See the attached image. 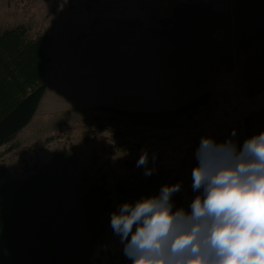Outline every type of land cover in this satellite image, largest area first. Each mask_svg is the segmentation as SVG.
Masks as SVG:
<instances>
[{
  "label": "rangeland",
  "instance_id": "1",
  "mask_svg": "<svg viewBox=\"0 0 264 264\" xmlns=\"http://www.w3.org/2000/svg\"><path fill=\"white\" fill-rule=\"evenodd\" d=\"M9 1L15 4L14 0ZM45 1V5L43 0L38 1L44 6L38 4L22 13L15 10L18 9L16 4L8 10L7 0H0V28L25 25L31 30L30 37L46 35L51 39L49 51L55 57L46 98L15 139L0 147V166L7 167L12 177L23 176L26 159L32 163L35 160L47 162L55 151L65 150L74 153L82 167L112 187L118 180L129 179L132 173L142 169L136 163L146 149L149 157L156 154V165L166 168L183 166L182 187L173 199L176 206H187L196 194L191 188V174L197 163L195 151L202 135L211 134L217 140H224L236 129V139L242 144L246 137L264 130V108L248 116L245 114L251 103L247 97L239 94L242 92L239 72H234L232 75L237 82H232L228 91L212 84L201 87L217 92L197 115L184 113L174 120L169 129L136 131L140 127L136 119L119 116L102 107L162 111L177 109L188 103L185 100H197L202 96L194 95L198 88L190 87L184 93L186 89L181 87L183 81L166 79L165 75L162 77L166 72H159L160 69L171 67L172 70L167 71L175 78L177 65L167 61L171 53L166 51L168 43L160 35L161 31H153L154 38L146 39L149 36L146 25L152 23L151 20L157 23L156 29H166L168 24L164 17L168 8L156 6L159 0H150L153 1L151 6L142 5L146 0H82L85 5H80L78 0L66 1L72 7ZM221 1V11L214 6L192 8L203 47L195 42L198 40L187 42L184 38L185 32L192 29L190 23L176 21L168 30L171 42L176 37L182 42L186 41L179 50L198 51L194 57L197 65H183L186 75L193 66H201L204 60L210 67L219 60V56L203 51L226 56L231 49L233 36L227 25L233 18L232 8L228 6V0ZM47 15L49 18L45 22ZM62 15L74 18L91 16V19L73 23L67 19L61 20ZM134 16L139 17L141 25L139 45L134 43L137 30L131 26L138 19ZM122 22H125L126 30ZM52 23L55 25L51 27ZM99 25L105 26V30H113V34L97 32ZM89 38L92 40L87 50L68 48L75 41L80 44ZM126 38L129 42L125 43ZM133 43L140 48L141 61L145 58L152 60L147 69L140 64L141 72L133 71L134 59H138L133 54ZM122 49L125 51L122 52ZM76 53H83L81 64L86 69L68 73L63 68V61L69 57L68 54ZM103 61L106 63L100 65ZM196 77L199 81L208 79V75L197 71ZM131 162L132 167L128 165ZM105 245L107 251L103 250ZM111 251L123 250L118 238L108 230L96 248L93 264H114L115 260L109 255Z\"/></svg>",
  "mask_w": 264,
  "mask_h": 264
},
{
  "label": "trees",
  "instance_id": "2",
  "mask_svg": "<svg viewBox=\"0 0 264 264\" xmlns=\"http://www.w3.org/2000/svg\"><path fill=\"white\" fill-rule=\"evenodd\" d=\"M30 31L25 25L0 28V147L33 119L53 71L51 39L30 37ZM210 100L206 93L162 111L102 108L136 119L140 127L135 130L145 131L169 129L180 115H197ZM24 164L20 177L0 166V264H93L105 233H112L110 216L118 204L156 193L165 183L182 182L183 176V166L155 164L151 176L142 168L110 187L65 150L55 151L47 162L26 159ZM109 255L114 264H128L123 251Z\"/></svg>",
  "mask_w": 264,
  "mask_h": 264
},
{
  "label": "clouds",
  "instance_id": "3",
  "mask_svg": "<svg viewBox=\"0 0 264 264\" xmlns=\"http://www.w3.org/2000/svg\"><path fill=\"white\" fill-rule=\"evenodd\" d=\"M236 135L201 136L187 206L173 199L181 181L117 205L110 227L128 264H264V130ZM155 163L145 149L136 166L147 177Z\"/></svg>",
  "mask_w": 264,
  "mask_h": 264
},
{
  "label": "crops",
  "instance_id": "4",
  "mask_svg": "<svg viewBox=\"0 0 264 264\" xmlns=\"http://www.w3.org/2000/svg\"><path fill=\"white\" fill-rule=\"evenodd\" d=\"M14 1L18 7V9L15 10L18 12L21 11L22 13H24L23 10L26 11V9H28L29 11L33 6H36L38 4H40L41 6H44L46 4L45 0H43L44 5L38 2L40 0H14ZM47 1L52 3L57 2V4H60L62 6L67 5L68 7H72L71 4H68L66 2L68 0H47ZM78 1L80 5H85V2H82V0H78ZM158 3L159 4L157 5L154 2V4L158 7L164 6L168 8L167 14L164 17L165 20H167L168 26L166 27L165 30L162 29L158 30L156 29L158 28L157 23L151 20L150 22L152 23L146 25V27H148L147 30L149 34V36H147L146 39L154 38V35L152 34L153 31L154 33L155 32L158 33L159 31H161L160 35L164 37V39L168 43V47H167L168 50L166 51L168 53H171V56L170 58H168L167 61H170L171 63H175L177 65L175 78L170 72L167 71V70H172L171 67H164L163 69H160L159 72H163V71L166 72L165 74L163 72L162 77H164L165 75L166 79L183 81L181 87H184L186 89V90L182 89L184 93H187L190 87L196 89L198 88L194 95L201 96L206 93H209L211 94V100H213L214 95L217 91L213 92L210 90H203L204 88L201 87H205L212 84V86L213 85L219 86L222 87V90L228 91L230 90L228 88H231L232 82L234 83L237 82L236 77L232 74L234 72H239L238 79L240 81V87L242 90V92L239 94H241L243 97H247V99L251 103V105L247 107L248 112H246L245 114H247L248 116L249 114H252L254 111L264 108V0H228V6H231L232 14H233V18L230 19V23L227 25L230 27L233 36V39H231V49L229 50V53H227L226 56H221L217 52L209 53L207 51H203L205 54H213L216 57L219 56V60L214 64L213 67H210L204 60L201 66H193L192 70L187 75L184 73L183 68L185 67L183 65L185 63H192L197 65V61L194 59V57L197 56L198 51L196 50L195 52L191 53L190 50L188 49L179 50L178 48L184 47L186 41L192 42L195 40H198L195 42H198V44H201L203 47V43L200 42L201 37L200 38L198 37L200 34L199 32L200 29L199 26L196 25L197 18L195 14L192 13V8L196 6L197 7L214 6L221 11L222 1L221 0H159ZM15 4L12 5L10 1L7 0L6 8L9 10L10 8L16 6ZM152 4L153 1L150 0H146V2L142 3L143 6L145 5L151 6ZM172 12L174 13L173 16H172ZM28 13L30 14V12ZM34 14L36 13H33L32 15ZM62 16H60L61 20L67 19L72 21L73 23L74 22L82 23L91 19V16H87V17L82 16L81 18H74V17H70L69 15L63 17ZM48 18L49 15L45 16L44 21L46 22ZM137 18H138L137 21L133 23V25L131 26L133 30H137L134 43L139 45L141 42V30H140L141 25L139 22V17ZM150 18H152V16H150ZM176 21H180L181 23L183 22L190 23L191 25L192 29L187 30L185 32L184 38H186V41L182 42L178 37H176L175 40L171 42L170 40L171 37L169 36L170 33L168 32V30L171 28L173 22ZM102 22L103 21H101V23ZM127 23L129 24V22ZM153 24H155V27ZM53 25H55V23H52L51 27ZM122 26L124 30L127 29L125 26V22H122ZM135 26H137V28H135ZM105 28H106L105 26L99 25L97 28L99 31L97 32H101L106 35L113 34V30H105ZM93 31L94 29L91 30L90 33H92ZM38 35H43V34H38ZM91 40L92 38H89L80 44H78V41L77 42L75 41L74 43H71L72 45H69L68 48L70 50L82 49L76 51L87 50L88 47H90L91 45ZM124 42L126 43L129 41L126 38ZM124 51L125 49H122V52ZM82 54L83 53H76V55L68 54L69 57L65 58V61H63V68L68 73L73 72V74L77 71H82L86 69L85 65L81 64L83 62L81 60ZM133 54L138 58V59H134V63H135L133 67L134 72L142 71L140 64L143 65L144 69H147L146 68L147 65L150 66L152 60H148L145 58L141 61L140 48L135 47V45L133 49ZM153 61L157 63L156 60ZM105 63L103 61L100 65H103ZM196 71L208 75L207 77L208 79H206L205 81L204 80L199 81L196 77ZM193 72H195L194 75L188 77ZM49 88L50 85L48 84V89L43 99L46 98ZM234 90L235 89H233V91ZM194 100L195 99L185 100V101L186 103L187 102L189 103ZM240 106L243 107L242 105Z\"/></svg>",
  "mask_w": 264,
  "mask_h": 264
}]
</instances>
